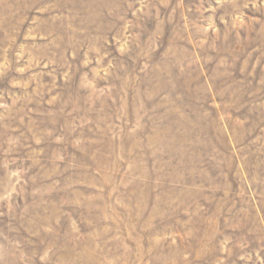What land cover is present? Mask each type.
Instances as JSON below:
<instances>
[{"label":"rangeland","instance_id":"obj_1","mask_svg":"<svg viewBox=\"0 0 264 264\" xmlns=\"http://www.w3.org/2000/svg\"><path fill=\"white\" fill-rule=\"evenodd\" d=\"M0 264H264V0H0Z\"/></svg>","mask_w":264,"mask_h":264}]
</instances>
